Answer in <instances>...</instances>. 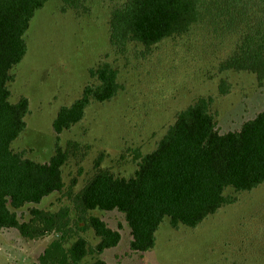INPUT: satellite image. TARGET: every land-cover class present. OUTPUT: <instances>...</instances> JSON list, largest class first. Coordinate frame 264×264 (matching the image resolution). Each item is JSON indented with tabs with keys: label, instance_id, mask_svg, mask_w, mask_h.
<instances>
[{
	"label": "trees",
	"instance_id": "16d2710c",
	"mask_svg": "<svg viewBox=\"0 0 264 264\" xmlns=\"http://www.w3.org/2000/svg\"><path fill=\"white\" fill-rule=\"evenodd\" d=\"M47 1L0 0V231L15 230L29 241L55 234L34 264H82L87 256L116 247L120 226L110 228L93 211L120 213L129 229V251L144 254L154 247L164 221L172 228H194L235 202V194L264 183V111L239 129L221 133L210 111L212 97H198L176 114L151 152H134L137 167L131 177L115 176L97 160L84 186L75 194L67 192L72 209L36 207L64 189L62 167L78 149L74 141L65 148L55 145L47 162H37L11 147L29 112L26 97L10 102L11 71L27 51L24 34L32 17ZM57 1L63 11L77 15L92 10L88 0ZM205 14L222 18L238 36L219 71L249 72L262 85L264 0H121L109 12L108 43L119 50L129 44L149 49L186 34ZM89 75L95 83L86 84L77 99L57 112L56 134L80 122L92 101H108L120 89L117 70L109 63L89 69ZM219 89L227 93L228 84L221 80ZM24 209L27 218L18 213ZM88 230L98 238L94 246L83 235ZM89 264L109 263L96 258Z\"/></svg>",
	"mask_w": 264,
	"mask_h": 264
},
{
	"label": "rangeland",
	"instance_id": "374dc122",
	"mask_svg": "<svg viewBox=\"0 0 264 264\" xmlns=\"http://www.w3.org/2000/svg\"><path fill=\"white\" fill-rule=\"evenodd\" d=\"M119 1L88 0L92 10L77 15L49 0L35 12L24 34L27 51L11 71L9 90L12 103L28 99L29 112L25 129L11 147L29 159L47 162L55 145L78 143L62 167L64 189L46 197L38 208L72 209L67 192L75 194L84 186L97 160L115 176L131 177L137 167L134 152H151L176 114L198 97H212L210 111L221 133L239 129L264 111V81L259 85L249 72L219 71L238 39L222 18L205 14L182 36L149 49L129 44L119 50L108 43L109 12ZM104 62L117 70V94L105 102L92 101L80 122L56 134L52 123L57 112L77 99L86 84L95 83L89 69ZM221 80L228 84L225 94L219 92ZM235 196V202L194 228H172L164 221L154 247L144 254L129 251V229L120 213L93 211L110 228L120 226L121 239L82 264L96 258L109 264H264V183ZM18 213L27 218L26 209ZM83 235L91 246L98 243L92 230ZM55 236L29 241L15 230H1L0 264H34Z\"/></svg>",
	"mask_w": 264,
	"mask_h": 264
}]
</instances>
